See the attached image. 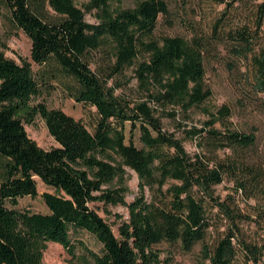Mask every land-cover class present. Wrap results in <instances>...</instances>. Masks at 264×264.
<instances>
[{
	"label": "trees",
	"instance_id": "16d2710c",
	"mask_svg": "<svg viewBox=\"0 0 264 264\" xmlns=\"http://www.w3.org/2000/svg\"><path fill=\"white\" fill-rule=\"evenodd\" d=\"M1 1L30 39L31 60L45 65L53 59L76 81L73 98L97 109V121L92 131L65 110L48 107L39 100L33 65L0 52V264H44L52 242L65 248L68 264H161L156 247L164 242L185 252L201 245L209 264H236L240 253L246 264H264V238L249 241L243 227L258 218L264 224V204L255 218L232 195L223 199L215 192L228 176L237 184L233 193L264 199L257 135L235 128L227 105L206 110L201 126H185L192 110L212 96L205 80L209 43L228 44L229 53L248 60L251 86L264 92V45L258 43L264 0L254 22L225 30L219 19L209 41L197 32L156 38L159 18L168 14L166 0H139L133 7L114 6L115 0H89L83 7L75 0ZM46 4L60 20L43 17ZM86 14L97 21L89 23ZM133 80L131 94L117 93ZM37 116L57 146L45 149L28 135L25 125ZM164 119L175 122L185 140ZM136 132L141 148L133 142ZM187 140L196 142L195 153L186 150ZM128 169L139 180L131 202ZM38 180L53 189L41 194L47 212L20 207L22 198L39 196ZM97 203L127 208L118 235L92 207ZM214 230L218 237L212 241ZM83 232L100 251L73 237Z\"/></svg>",
	"mask_w": 264,
	"mask_h": 264
},
{
	"label": "rangeland",
	"instance_id": "374dc122",
	"mask_svg": "<svg viewBox=\"0 0 264 264\" xmlns=\"http://www.w3.org/2000/svg\"><path fill=\"white\" fill-rule=\"evenodd\" d=\"M80 6L88 3L89 0H75ZM139 0H115L114 6L133 7ZM229 4H221L212 0H166L168 14L162 15L154 29V36H181L191 38L194 33L202 34L209 41L213 35L214 24L219 19L224 20V29L243 25L257 19V7L263 0H229ZM43 17L51 21H58L60 18L54 10L46 4L43 8ZM89 23L96 22L93 14H86ZM254 28V25H250ZM259 45H264V25L261 27ZM210 47L205 55V80L207 86L212 90V96L207 99L201 108L192 110L191 118L187 119L185 126H201L203 120H207L206 110L216 112L224 105L229 106L231 114L227 120L240 131H254L257 135L256 153H264V92L257 93L251 86L252 77L249 73V61L238 59L228 52L227 45L220 41L209 43ZM260 46H257V51ZM31 41L22 30L14 25L10 13L0 0V52L16 61L21 58L28 60L39 80L42 96L39 100L44 101L48 107L65 110L77 120H82L90 130H94L97 121V109L88 104L77 102L71 94L76 88V81L61 70L59 65L51 59L45 65L36 64L31 60ZM96 59L101 55L96 54ZM97 65L93 63V70ZM132 71L126 72V77L132 79ZM120 81V80H119ZM137 86L133 80L125 88L117 90L118 94H131ZM166 127L174 132L177 137L185 140L183 131L175 122L164 119ZM129 125L127 126V138L129 139ZM28 135L38 144L45 148L57 146L56 140L50 135L47 125L40 116H37L34 123L25 125ZM220 127V124H217ZM133 142L141 148L139 133L136 132ZM185 148L190 153L197 151L196 142L187 140ZM139 180L135 171L128 169L129 192L127 202H131L139 194ZM39 196L36 198L25 197L20 200V207L32 212H47V206L41 198L44 192H53V189L38 180ZM237 184L231 177L226 176L222 183L215 187L216 195L223 199L227 195L235 197V201L246 214L255 218L259 207L264 204L262 196L250 197L244 193H233ZM149 197V192H147ZM92 207L107 220L112 230L118 235L119 226L123 220H128V210L123 205L104 206L102 203L92 204ZM216 212V210L214 211ZM217 213V212H216ZM246 237L249 241L261 242L264 238V224L260 218L256 222L250 221L243 225ZM225 227L220 226L223 232ZM218 232L214 230L212 241L217 239ZM74 238L84 240L88 246L95 251H100L102 246L93 236L87 232L73 234ZM44 252L42 262L44 264H68L70 255L64 247L57 243H49ZM161 251V264H209L201 256V245H197L192 251L185 252L178 244L160 243L157 247ZM236 264H246L240 253Z\"/></svg>",
	"mask_w": 264,
	"mask_h": 264
}]
</instances>
